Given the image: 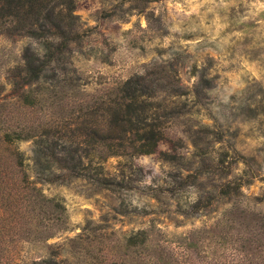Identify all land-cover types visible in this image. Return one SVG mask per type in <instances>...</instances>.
Wrapping results in <instances>:
<instances>
[{
    "label": "rangeland",
    "instance_id": "1",
    "mask_svg": "<svg viewBox=\"0 0 264 264\" xmlns=\"http://www.w3.org/2000/svg\"><path fill=\"white\" fill-rule=\"evenodd\" d=\"M73 2L75 36L63 65L76 86L55 87L57 98L52 107L45 100L43 121L72 122L80 102L104 98L133 75L178 83L189 92L178 100L187 112L165 127L154 152L104 162L117 185L99 188L73 177L37 183L44 195L59 198L62 221L35 243L12 241L6 222L0 264H28L49 251L64 264H208L205 245L219 260L238 250L242 259L229 264H264V0ZM26 45L40 54L35 38L0 34L1 95L8 93L6 70L20 62ZM201 74L211 88L198 105L191 89ZM213 117L223 130L221 142L200 132ZM16 146L30 156V140ZM224 150L226 161H237L223 178L215 163ZM244 162L253 174L239 199L220 196L219 184L238 176ZM197 198L211 203L190 211ZM130 230L146 231L145 247H124Z\"/></svg>",
    "mask_w": 264,
    "mask_h": 264
},
{
    "label": "trees",
    "instance_id": "2",
    "mask_svg": "<svg viewBox=\"0 0 264 264\" xmlns=\"http://www.w3.org/2000/svg\"><path fill=\"white\" fill-rule=\"evenodd\" d=\"M73 9V0H0V34L33 37L41 47L40 54L28 45L23 47L20 62L6 70L8 93L0 94V232L11 221L12 241L17 243L45 241L54 233L50 230L56 231L54 227L62 221L64 208L59 198L44 195L37 183H57L73 177L86 179L99 188L117 185L104 170V162L115 156L154 152L165 127L187 112L178 106V100L189 92L178 83L133 75L113 86L104 98L80 102L72 122L55 117L43 121L45 100L46 107H52L57 98L55 87L76 86L63 65L67 43L75 36ZM210 88V79L201 74L191 89L198 105H203L201 98ZM212 119L213 124L201 125L200 132L211 138L209 142H221L223 130ZM25 140L31 143L28 158L16 146ZM230 149L236 153L234 147ZM226 153L224 150L215 163L223 178L237 161H226ZM243 164L246 168L238 176L219 184L220 196L239 199L241 187L249 183L253 174L250 166ZM210 203L197 198L189 210H199ZM145 240V230H130L124 235V247H145ZM190 244L198 246L193 242L187 245ZM201 247L209 256L208 264L242 259L235 256V248L228 259L224 256L219 260L211 256L213 248ZM55 253L49 251L47 256H37L28 264H64Z\"/></svg>",
    "mask_w": 264,
    "mask_h": 264
}]
</instances>
